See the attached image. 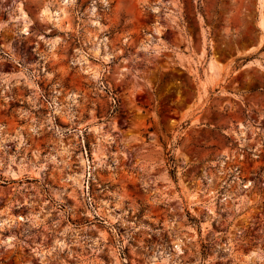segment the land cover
<instances>
[{"label":"rangeland","instance_id":"374dc122","mask_svg":"<svg viewBox=\"0 0 264 264\" xmlns=\"http://www.w3.org/2000/svg\"><path fill=\"white\" fill-rule=\"evenodd\" d=\"M0 264H264V0H0Z\"/></svg>","mask_w":264,"mask_h":264},{"label":"bare ground","instance_id":"6f19581e","mask_svg":"<svg viewBox=\"0 0 264 264\" xmlns=\"http://www.w3.org/2000/svg\"><path fill=\"white\" fill-rule=\"evenodd\" d=\"M48 15H52V12L51 13H47ZM54 14H56V12H54Z\"/></svg>","mask_w":264,"mask_h":264},{"label":"trees","instance_id":"16d2710c","mask_svg":"<svg viewBox=\"0 0 264 264\" xmlns=\"http://www.w3.org/2000/svg\"><path fill=\"white\" fill-rule=\"evenodd\" d=\"M171 160V159H170Z\"/></svg>","mask_w":264,"mask_h":264}]
</instances>
